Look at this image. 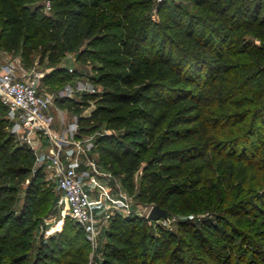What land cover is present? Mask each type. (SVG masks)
I'll use <instances>...</instances> for the list:
<instances>
[{
    "label": "trees",
    "instance_id": "16d2710c",
    "mask_svg": "<svg viewBox=\"0 0 264 264\" xmlns=\"http://www.w3.org/2000/svg\"><path fill=\"white\" fill-rule=\"evenodd\" d=\"M45 1L0 0V49L21 53L28 66L43 51L57 66L86 42L78 59L94 65L93 83L105 91L83 95L98 104L80 117L78 136L101 124L113 131L96 139L101 165L130 195L168 214L207 211L205 163L211 157L236 165L240 190L230 187L213 204L226 225L256 226L263 247L264 0L163 3L160 24L153 23L148 0H50L49 14ZM71 81L66 69L42 79L59 90ZM10 127L0 101V264H29V226L53 187L46 188V170L36 168L32 149ZM29 175L27 208L18 214L20 183ZM130 217L112 219L100 264H254L247 253L258 254L245 249L249 236L238 240L208 218L206 225L215 228L210 241L192 222H183L178 234L159 226L156 236ZM78 234L65 230L46 256L50 262L33 264H88L90 243Z\"/></svg>",
    "mask_w": 264,
    "mask_h": 264
},
{
    "label": "built area",
    "instance_id": "2783aa9c",
    "mask_svg": "<svg viewBox=\"0 0 264 264\" xmlns=\"http://www.w3.org/2000/svg\"><path fill=\"white\" fill-rule=\"evenodd\" d=\"M46 9L51 10L50 0H46ZM43 77L23 72L15 62L0 63V101L7 108L10 132L32 149L35 166L44 168L47 180L55 183L57 206L82 227L95 245L102 228L109 226L115 214L131 213L130 198L126 191L115 194L106 184L112 174L103 172L94 137L78 136L79 117L60 132L55 126L53 106L58 99L94 94L98 89L94 83L78 81L57 92H46L40 86ZM41 139L47 149L42 148ZM88 264H96L93 256Z\"/></svg>",
    "mask_w": 264,
    "mask_h": 264
},
{
    "label": "rangeland",
    "instance_id": "374dc122",
    "mask_svg": "<svg viewBox=\"0 0 264 264\" xmlns=\"http://www.w3.org/2000/svg\"><path fill=\"white\" fill-rule=\"evenodd\" d=\"M149 1L151 2V6L148 12L149 14H151V18L154 24H160L161 22V18L158 11L161 4L169 2L180 4L189 2L187 0H148V2ZM45 12L48 14L50 13V11H47V9H45ZM159 28L160 25L154 27L155 30H158ZM85 47L86 42L79 49V51L68 52L67 55L63 58L62 62L57 66H51L49 64L48 54L44 53L43 51L37 52L33 57L34 63L31 66H28L24 62L21 53L6 52L0 49V63L2 64L5 62H15L20 66L23 72L40 73L44 75L43 78H45V76L51 73H54L57 69H66L68 73L72 75V83H77L78 81H89L91 84H93L92 79L97 76V72L94 70V65L90 63H82L78 59L80 50ZM95 85L98 89V92L94 94H96L97 96L102 95L105 91V88L97 84ZM40 86L43 91L51 93L57 92L61 88L59 86H52L47 83L44 84L42 82ZM97 104V100H90L86 103L84 101L83 95L77 94L74 97L64 99L63 102L56 101L53 108L55 109V112L59 117H63L62 115L65 114V116L67 117V124L69 121L72 122L74 119V115H76L73 113L74 108H84L83 114H89L91 110H94L97 107ZM60 108L64 109V112H59ZM112 133L113 131L106 129L105 124H101L90 135H92L94 137V140L96 141L97 138L102 137L104 135H110ZM220 162V157H211L205 163V172L208 180L207 185L204 187L207 208V211H205V213L184 214L180 212H170L168 219H160L158 221H149L147 219V215L149 213L151 205L145 203L143 200L138 198L137 194L130 195L119 177H115L110 171L105 169L103 166L102 168L103 172H105L106 174H112V177H109V179L106 178L105 182L109 187H112L114 189V193L116 194L122 190L126 191L129 195L132 211L130 214H123V218L131 216L130 218H133V220L135 221H139L141 225L145 226L151 234H154L156 236H159V226L165 228L168 232L178 234L180 232L181 224L183 222H192L193 224H195V226L202 230V235L205 238L209 239V241L210 239H212L210 232L215 230L214 227L206 225V222L210 221L214 224H219L222 230L228 231L231 236H234L236 239H240V236L243 235H247V238L249 236V238L247 239V245H245V249L253 250V248H255L256 250H258V254L256 255L249 252L247 253V258L248 260L254 261V264H262L260 262L264 260V246L260 247V245H258V242H260V238L257 236L258 234H256V231L259 229L252 224H250L249 227L246 228H237L233 223L230 222L228 223V225H226L224 221H221L222 219L220 216H222L223 214L220 215V213L215 209V205L213 204V202H217L218 200H220L221 196H226L229 192H231L232 189L229 190L230 187L233 188V191H239L241 188V182L240 179H238V167L230 163L225 164ZM146 164L147 160L145 161L143 166H145ZM142 176L143 169L141 168V170L134 177L135 182L137 184V188L142 182ZM26 177H28V179L20 183V194L16 205L18 214L24 213L27 208L26 190L30 185L33 175H29ZM51 187H53V194L51 195L49 202L43 205L40 210L36 211L33 216V221L30 223L31 226H29L31 230V235L29 237L30 250L27 253L29 264L37 263L40 261L50 262L49 259L46 260V256H48V254H51L50 248H52L58 243L57 241H59L60 235L65 230L72 232L74 235H77L79 232L78 226L76 225L74 220L69 216L64 215L62 209L59 208L55 203V198L57 195H59L55 183L51 182L50 186H47L46 188ZM256 206L258 205H253L252 207H250V211L252 215H256L259 217V215L261 214V210L257 209ZM115 216L117 215L115 214ZM206 218H208L209 221H205ZM111 222L107 228H102L101 232L98 235L97 241L95 242V245L88 238L86 233L85 236L83 233L78 234L81 239L87 238V241L90 243V260L93 256V261L95 258L96 264H100V262L104 260V251L106 244L109 240L107 232L110 229ZM54 243L56 244L54 245Z\"/></svg>",
    "mask_w": 264,
    "mask_h": 264
},
{
    "label": "crops",
    "instance_id": "0c3cea01",
    "mask_svg": "<svg viewBox=\"0 0 264 264\" xmlns=\"http://www.w3.org/2000/svg\"><path fill=\"white\" fill-rule=\"evenodd\" d=\"M60 111H63L64 112V109H59V112ZM92 111L93 110H91L90 112H89V114H81L80 116H78V115H74V119H75V117H79V119H80V117L82 116V117H89L90 116V114L92 113ZM53 114H54V116H55V120H56V124H55V126H56V128H57V130H59L60 132H62L63 130H65L66 129V127H68L69 126V124H71L73 121H74V119H73V121L72 122H68L67 124H66V120H67V117L65 116V114H63L62 116L63 117H59L57 114H56V112H55V109L53 108ZM61 119V120H60ZM41 146H42V148L43 149H47V145H46V142H44V140H42L41 139Z\"/></svg>",
    "mask_w": 264,
    "mask_h": 264
},
{
    "label": "water",
    "instance_id": "95a60500",
    "mask_svg": "<svg viewBox=\"0 0 264 264\" xmlns=\"http://www.w3.org/2000/svg\"><path fill=\"white\" fill-rule=\"evenodd\" d=\"M168 212L158 205H154L147 216L149 221H158L160 219H168Z\"/></svg>",
    "mask_w": 264,
    "mask_h": 264
}]
</instances>
